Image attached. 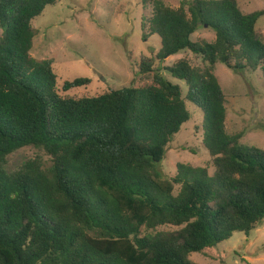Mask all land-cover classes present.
<instances>
[{
	"label": "trees",
	"instance_id": "16d2710c",
	"mask_svg": "<svg viewBox=\"0 0 264 264\" xmlns=\"http://www.w3.org/2000/svg\"><path fill=\"white\" fill-rule=\"evenodd\" d=\"M54 5L0 0V264H197L193 254L234 233L250 237L264 222V149L228 133L215 70H261L264 78V12L245 14L236 0L178 9L154 0L157 60L190 52L198 62L165 70L144 60L138 69L149 81L141 86L72 97L62 92L91 79L61 90L53 61L31 55L40 33L33 21ZM200 27L215 41H194ZM163 70L186 84V95ZM189 106L203 114L210 161L178 164L167 179L160 166L191 120ZM27 147L39 153L10 170L9 157Z\"/></svg>",
	"mask_w": 264,
	"mask_h": 264
},
{
	"label": "rangeland",
	"instance_id": "374dc122",
	"mask_svg": "<svg viewBox=\"0 0 264 264\" xmlns=\"http://www.w3.org/2000/svg\"><path fill=\"white\" fill-rule=\"evenodd\" d=\"M55 1L56 5L46 8L44 14L33 21L40 33L31 55L38 61H53L61 90L67 81L91 79L88 86L62 92L64 95L98 96L107 89L139 87L149 81L138 69L144 60L165 70L180 59L198 62L190 52L169 57L164 62L157 60L161 40L151 36L149 28L154 0ZM162 1L178 9L182 2L189 4L193 0ZM236 1L245 14L264 12V0ZM257 32L264 40V16L259 20ZM143 36H146L145 40ZM215 39V33L204 27L193 36L194 41L214 42ZM165 70L162 74L180 85L186 95V84L173 79ZM215 74L227 95L228 133H242L241 143L264 149V78L261 70L239 73L218 64ZM189 110L191 120L168 146L160 166L167 179L177 174L178 164L204 167L210 161L203 145V114L193 106H189ZM38 153L27 147L12 154L9 169L18 168ZM213 173L214 169L210 168V174ZM191 260L197 264H264V222L250 237L234 233L229 241L201 254H193Z\"/></svg>",
	"mask_w": 264,
	"mask_h": 264
}]
</instances>
